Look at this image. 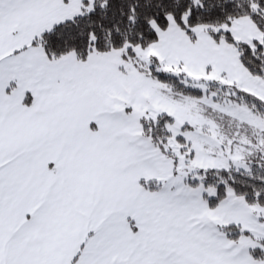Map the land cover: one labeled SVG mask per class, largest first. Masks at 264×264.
Returning a JSON list of instances; mask_svg holds the SVG:
<instances>
[{"label":"snow or ice","instance_id":"obj_1","mask_svg":"<svg viewBox=\"0 0 264 264\" xmlns=\"http://www.w3.org/2000/svg\"><path fill=\"white\" fill-rule=\"evenodd\" d=\"M0 264H264V0H0Z\"/></svg>","mask_w":264,"mask_h":264}]
</instances>
